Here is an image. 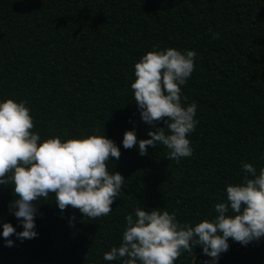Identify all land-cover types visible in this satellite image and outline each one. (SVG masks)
Here are the masks:
<instances>
[{
	"label": "trees",
	"instance_id": "trees-1",
	"mask_svg": "<svg viewBox=\"0 0 264 264\" xmlns=\"http://www.w3.org/2000/svg\"><path fill=\"white\" fill-rule=\"evenodd\" d=\"M168 48L197 54L181 87L199 124L188 137L193 155L180 163L165 158L163 145L146 156L123 146L127 131L140 140L153 130L134 101L135 64ZM7 99L27 102L40 143L106 135L121 151L107 167L125 183L112 212L97 219L61 212L51 194L39 200L38 237L13 235V247L0 223V264H122L104 253L120 246L137 207L167 210L194 227L215 218L227 186L243 181V163L257 175L264 168V0H0V102ZM14 199L0 185V221L20 232L9 213ZM229 244L218 264H264V239ZM194 254L193 264L211 259L197 246L175 264H192Z\"/></svg>",
	"mask_w": 264,
	"mask_h": 264
},
{
	"label": "clouds",
	"instance_id": "clouds-1",
	"mask_svg": "<svg viewBox=\"0 0 264 264\" xmlns=\"http://www.w3.org/2000/svg\"><path fill=\"white\" fill-rule=\"evenodd\" d=\"M213 39L219 33H212ZM196 52L176 48L151 51L135 64V82L131 84L134 101L141 119L153 126L150 139L138 140L135 130L124 134L123 146L138 145L141 156L148 148L163 145L168 160L180 163L193 155L190 139L199 120L197 104L186 107L187 96L182 87L195 69ZM26 101L7 99L0 102V185L11 186L15 199L9 213L23 227L17 232L9 222H2L6 247H13L14 235L21 242L38 237L36 217L39 200L54 196L63 212L71 207L86 219L108 216L119 197L125 177L110 172L107 162L119 160L121 151L106 135H92L62 142L59 136L40 143L34 119ZM163 121L164 127H157ZM167 129V133L165 131ZM245 173L241 183L228 185L227 200L215 205L216 216L194 227L180 224L175 213L160 208L142 210L125 217L122 243L104 253V260L122 264H175L182 251L192 252L200 246L210 257L204 264H218L222 253L229 248V239L247 246L264 239V168L259 171L251 163H243ZM233 215H229V212ZM75 217L69 220L74 227ZM195 254L193 261H195Z\"/></svg>",
	"mask_w": 264,
	"mask_h": 264
},
{
	"label": "water",
	"instance_id": "water-1",
	"mask_svg": "<svg viewBox=\"0 0 264 264\" xmlns=\"http://www.w3.org/2000/svg\"><path fill=\"white\" fill-rule=\"evenodd\" d=\"M194 263V261L192 262V264Z\"/></svg>",
	"mask_w": 264,
	"mask_h": 264
}]
</instances>
